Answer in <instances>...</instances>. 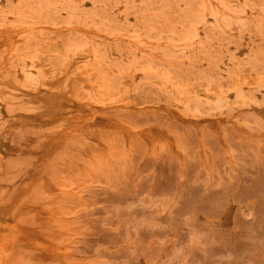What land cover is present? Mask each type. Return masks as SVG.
I'll return each mask as SVG.
<instances>
[{
  "label": "rangeland",
  "instance_id": "obj_1",
  "mask_svg": "<svg viewBox=\"0 0 264 264\" xmlns=\"http://www.w3.org/2000/svg\"><path fill=\"white\" fill-rule=\"evenodd\" d=\"M0 264H264V0H0Z\"/></svg>",
  "mask_w": 264,
  "mask_h": 264
},
{
  "label": "bare ground",
  "instance_id": "obj_2",
  "mask_svg": "<svg viewBox=\"0 0 264 264\" xmlns=\"http://www.w3.org/2000/svg\"><path fill=\"white\" fill-rule=\"evenodd\" d=\"M68 120H70V119H68ZM51 187H52V186H51ZM52 189L55 190V188H53V187H52ZM44 211H45V210H44ZM47 216H48V215H47ZM44 217H45V216H44ZM50 219H51V218H50Z\"/></svg>",
  "mask_w": 264,
  "mask_h": 264
}]
</instances>
